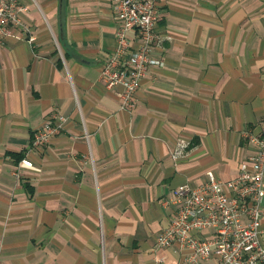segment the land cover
<instances>
[{"label":"crops","instance_id":"obj_1","mask_svg":"<svg viewBox=\"0 0 264 264\" xmlns=\"http://www.w3.org/2000/svg\"><path fill=\"white\" fill-rule=\"evenodd\" d=\"M20 1L35 38L0 43V264H189L157 236L173 188L233 178L264 133V0H159L162 63L127 108L101 76L113 0ZM53 113L62 130L33 145ZM179 135L192 145L174 161Z\"/></svg>","mask_w":264,"mask_h":264},{"label":"built area","instance_id":"obj_2","mask_svg":"<svg viewBox=\"0 0 264 264\" xmlns=\"http://www.w3.org/2000/svg\"><path fill=\"white\" fill-rule=\"evenodd\" d=\"M159 0H113L119 24L117 47L103 62L101 76L112 88L120 86L121 107L131 106L141 78L151 64L162 63L153 49L166 37L159 33ZM29 6L20 0H0V43L10 36L32 41L33 26L26 19ZM134 31L135 37L130 35ZM136 38L138 47H132ZM66 116L53 113L33 131V145L48 142L60 132ZM254 146L241 161L233 178L224 180L213 170L208 180L197 186L188 182L172 189L168 201L176 204L175 214L157 236V244L181 243L189 264H264L262 217L264 198V133H247ZM192 141L179 135L171 151L174 161L188 154ZM21 164L33 161L23 158ZM212 258L214 263H208Z\"/></svg>","mask_w":264,"mask_h":264}]
</instances>
